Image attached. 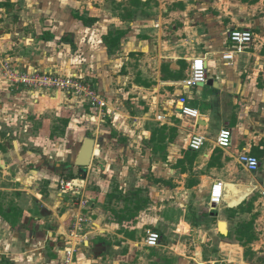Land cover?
I'll return each mask as SVG.
<instances>
[{
	"label": "crops",
	"instance_id": "1",
	"mask_svg": "<svg viewBox=\"0 0 264 264\" xmlns=\"http://www.w3.org/2000/svg\"><path fill=\"white\" fill-rule=\"evenodd\" d=\"M116 1L130 7L125 27L113 0H0V101L21 100L3 67L9 60L21 72L81 75L108 104L101 111L79 96L27 87L24 107L0 103L16 121L0 115V264H63L71 243L73 264H247L251 253L264 264V214L239 216L252 189L239 179L250 171L238 160L243 152L259 158L250 173L261 177L254 203L264 201V55L254 43L235 53L232 66L223 60L232 49L227 27L251 29L257 40L264 16L248 2H229L217 15L222 5L213 0ZM78 16L95 21L87 26ZM110 32H124L111 52L103 40ZM199 56L207 80L187 88ZM120 87L130 89L133 106L118 102ZM183 96L200 111L198 120L179 114ZM224 127L233 134L226 150L216 143ZM195 133L206 138L199 151L189 146ZM88 137L93 160L74 178L84 188L62 191L61 180L73 179L63 169L74 167ZM217 180L225 196L214 206ZM233 190L242 192L230 203ZM249 221L258 239L243 246L233 231ZM149 230L161 234L159 246H147Z\"/></svg>",
	"mask_w": 264,
	"mask_h": 264
},
{
	"label": "built area",
	"instance_id": "2",
	"mask_svg": "<svg viewBox=\"0 0 264 264\" xmlns=\"http://www.w3.org/2000/svg\"><path fill=\"white\" fill-rule=\"evenodd\" d=\"M230 41L232 43V53L244 52L249 47L253 46L256 40V34L251 29H232L229 34ZM227 55V54H226ZM3 67L7 72L8 78L16 83H21L29 88H49L56 91L64 92L71 96H79L86 103L94 108H98L103 111L108 106L107 101L103 96L94 88L91 84L86 82L81 75L76 73H61L59 71H31L21 72L18 69L12 67L9 60L3 63ZM206 59L203 56L194 58L190 68V75L188 79L184 81L187 88L198 86L200 83H204L207 80ZM179 103L182 104L179 110V114L183 117H188L192 120H198L200 117V111L191 106L189 99L183 96L179 99ZM160 120L164 117L159 116ZM233 134L232 130L228 127H224L220 130L217 136V146L221 149H228L232 145ZM206 138L204 135L195 133L190 140V149L193 151L201 150L205 145ZM239 163L248 171L256 173L260 168V160L257 156L243 152L238 156ZM62 191L80 193L84 188V183L78 179H63L60 182ZM225 196V186L221 180H217L211 189L210 204L217 206L221 204ZM88 199H81V206L88 204ZM85 220L84 216L79 218V223ZM161 242V234L157 231L149 230L147 232L146 244L149 247H157ZM75 245L70 244V247L65 250V257L63 264H73Z\"/></svg>",
	"mask_w": 264,
	"mask_h": 264
},
{
	"label": "rangeland",
	"instance_id": "3",
	"mask_svg": "<svg viewBox=\"0 0 264 264\" xmlns=\"http://www.w3.org/2000/svg\"><path fill=\"white\" fill-rule=\"evenodd\" d=\"M251 1L252 0H250L248 2L249 5H250L251 12H255V16H259V17L264 16V12H261L262 10L264 11V6L262 7V9H258L257 10L256 8L251 7V5H253V3ZM213 2L214 3L217 2L218 4L222 5V9H219L220 7L217 6V9L219 10L217 15H219L220 12H222V10L224 11L225 7L229 5V2H231L232 4H234V3L239 4L240 8L242 7V4L245 3V2H242V3L241 2H237V0H233V1H231V0H213ZM123 4L118 3L116 0H113V2H112V6L116 10L118 16L123 21L122 26L125 27V26H127L126 23L129 21L128 19H129L130 7H126L125 9H123V8H121V5H123ZM140 11H138V12H140ZM135 12H137V11H135ZM224 13H226V11H224ZM113 25H115V23L111 24V26H113ZM232 28H235V27H227V31H226L225 35L230 34ZM255 32L259 35V37H257V40H256L255 44L260 45L258 47L259 48L258 50H261L260 51L261 54L264 55V34L261 33L260 30H258V29L257 30L255 29ZM261 45H263V46H261ZM231 50H233V49H231ZM231 50H229V51L227 50V52H225L224 56H223V60L226 61L227 64H229V66L233 65V63L235 62L234 60H235V56H236V54L232 53ZM261 72H263V71H261ZM10 83H11V86H12L10 89L12 91H13V89L17 90L16 92H19V94L21 95V97L18 96V98H21V100L18 101V102L14 101L12 98H8L7 100H4V98L2 97L3 101H0V103L7 104V105H10L11 103H15L17 106L24 107L23 103L27 102V100L24 99V97H23L24 94L22 92H23V89H25L26 86L21 84V83H16V82H13V81H10ZM95 87H97V85ZM27 88H29V87H27ZM120 88H124V89L122 90V92L120 94H117L118 102L123 101V102L126 103V105L128 107L129 106H133L132 99H131L133 96L128 93V91L130 89L127 88V87H120ZM31 89H33V88H31ZM0 115H5L6 116V113H2V109H1L0 110ZM7 115H11V116H14V117H20L17 114V112L14 113L13 111L8 112ZM6 118L9 119L10 117L8 118L6 116ZM21 120L22 121H26V122H27V120L28 121H30V120L33 121V115H31V117L29 119L21 118ZM12 122H16V121H13V120L9 119V123L13 124ZM20 126H22V125L20 124ZM8 129H9V132H13V134L16 132L15 129L14 130H11L10 128H8ZM19 130H21V129H19ZM91 133L93 134L92 131H91ZM191 139H192V135L189 138V144H190V140ZM261 161H264V160L262 159ZM67 166H68V163H67L66 167ZM263 171H264V167L262 168V170L259 173L262 174ZM260 178H261L260 175L251 174L250 172H247V171L240 175L239 179H241L244 182H246V184L248 186L247 189L251 188L252 192H251V194L248 193L249 194L248 197H247L246 194H243L242 195V199L239 198V200L242 201V200H244L247 197V199H246L247 201H245V204L239 210V216L241 215V213H246L245 215H247L249 218H252V217L258 215V217H257V220H258L259 217L264 214V201H261V202L259 201L257 204L254 203L261 196L260 195L261 194L260 193V187L259 186L255 187L256 185H258L257 181L260 180ZM262 251H264V249H262ZM262 258L264 259V256H261V259ZM258 259H259V257L258 256L257 257L253 256L252 253H251L250 256L246 257L247 264H254L255 260H257V262L261 264L262 263L261 260H258ZM222 264H224V263H222Z\"/></svg>",
	"mask_w": 264,
	"mask_h": 264
},
{
	"label": "trees",
	"instance_id": "4",
	"mask_svg": "<svg viewBox=\"0 0 264 264\" xmlns=\"http://www.w3.org/2000/svg\"><path fill=\"white\" fill-rule=\"evenodd\" d=\"M243 2H249L250 0H242ZM258 0H252V3H256ZM80 20H82L87 26L93 25L94 19L86 18L83 16H78ZM124 32H110L107 35L103 37V40L105 41L106 45L109 48V51L111 52L114 45H118L119 41L123 37ZM65 42L71 43V45L74 47V42L72 40H68L67 38L63 39ZM66 171H68L66 173ZM63 177H71V178H78L82 176V172L80 169L77 171H74V167L71 165H68L67 168L63 169L62 172ZM254 220V219H253ZM233 233L236 235V239L243 245L246 246L248 243L253 242L258 239L254 223L253 221L249 222H243L239 223Z\"/></svg>",
	"mask_w": 264,
	"mask_h": 264
},
{
	"label": "water",
	"instance_id": "5",
	"mask_svg": "<svg viewBox=\"0 0 264 264\" xmlns=\"http://www.w3.org/2000/svg\"><path fill=\"white\" fill-rule=\"evenodd\" d=\"M94 151H95V139L91 137L86 138L74 162V171L80 169L81 172H83L85 168L89 167L93 160ZM222 224H224L223 221H221L219 224L220 231L222 232V234L228 235L229 230H227V232H224L221 229Z\"/></svg>",
	"mask_w": 264,
	"mask_h": 264
},
{
	"label": "bare ground",
	"instance_id": "6",
	"mask_svg": "<svg viewBox=\"0 0 264 264\" xmlns=\"http://www.w3.org/2000/svg\"><path fill=\"white\" fill-rule=\"evenodd\" d=\"M184 118L189 119V120H192V119H190V118H188V117H184ZM236 192H240V193H241L242 191H236V190H233V191L230 192V194L226 195L227 198L230 200V203L236 201V199H237L236 196H235ZM243 193H247V191H243ZM223 222H224V221H223ZM226 226H227V223H226V222H224V224L221 225V229H222L224 232H227Z\"/></svg>",
	"mask_w": 264,
	"mask_h": 264
}]
</instances>
